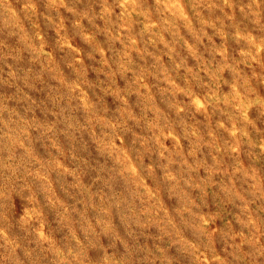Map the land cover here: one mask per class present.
<instances>
[{
	"label": "rangeland",
	"instance_id": "obj_1",
	"mask_svg": "<svg viewBox=\"0 0 264 264\" xmlns=\"http://www.w3.org/2000/svg\"><path fill=\"white\" fill-rule=\"evenodd\" d=\"M0 264H264V0H0Z\"/></svg>",
	"mask_w": 264,
	"mask_h": 264
}]
</instances>
